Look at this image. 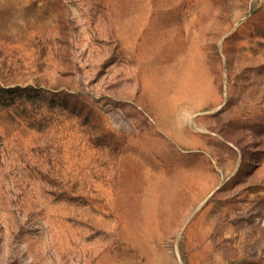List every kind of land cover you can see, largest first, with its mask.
Listing matches in <instances>:
<instances>
[{
	"label": "rangeland",
	"instance_id": "obj_1",
	"mask_svg": "<svg viewBox=\"0 0 264 264\" xmlns=\"http://www.w3.org/2000/svg\"><path fill=\"white\" fill-rule=\"evenodd\" d=\"M0 264H264V0H0Z\"/></svg>",
	"mask_w": 264,
	"mask_h": 264
}]
</instances>
